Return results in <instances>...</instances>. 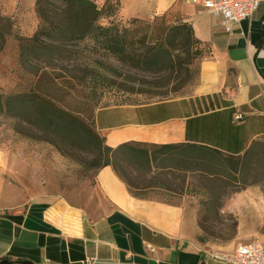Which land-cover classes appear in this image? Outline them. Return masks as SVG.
Here are the masks:
<instances>
[{"label":"crops","instance_id":"0c3cea01","mask_svg":"<svg viewBox=\"0 0 264 264\" xmlns=\"http://www.w3.org/2000/svg\"><path fill=\"white\" fill-rule=\"evenodd\" d=\"M101 8L108 0H92ZM118 17L150 16L188 24L207 50L192 95L145 105L100 109L95 127L113 151L124 145H196L243 156L264 138V2L232 34L219 19L187 0H112ZM236 112L244 121L232 122ZM152 153V150L150 151ZM161 157L98 171L90 197L54 193L20 198L0 182V262L11 264H231L235 253L194 240L187 205L154 195L135 178H213ZM124 178H129L128 180ZM132 178V179H130ZM175 195V193H173Z\"/></svg>","mask_w":264,"mask_h":264},{"label":"rangeland","instance_id":"374dc122","mask_svg":"<svg viewBox=\"0 0 264 264\" xmlns=\"http://www.w3.org/2000/svg\"><path fill=\"white\" fill-rule=\"evenodd\" d=\"M36 2L0 0V18L10 19L9 27L3 29L5 44H0V95L5 98L31 95L34 91L32 69L48 66L31 58V67H26L20 59L19 39L32 38L40 25ZM50 3L56 7L61 5L58 0ZM165 19L167 24H173L171 18ZM160 20L156 19L152 25ZM101 22L104 26L110 23L108 19ZM144 23L150 24L149 21ZM121 25L129 28L130 22ZM199 62H195L191 77L178 93L162 98L124 93L125 76L134 74L120 70L121 65L109 55L83 54L74 62L54 61L55 67L45 69L46 86L55 90L54 93L51 89L55 106L80 128V134L75 137L64 130L42 131L20 119L0 115V182L27 200L44 193L64 195L73 200L90 197L100 163L95 157L94 146L88 142L94 141L97 134L96 113L115 103L145 105L186 98L192 95L198 80ZM99 63L109 68L114 86H100L98 81L83 75L84 69H95ZM80 137L88 141L83 142ZM107 159L122 177L126 176L121 161L123 154L109 153ZM249 159L236 176L135 178V182L139 187H161L163 191L154 195L187 205L194 240L202 246L229 248L236 242L237 247L264 244V138L258 141ZM95 160V165H91Z\"/></svg>","mask_w":264,"mask_h":264},{"label":"trees","instance_id":"16d2710c","mask_svg":"<svg viewBox=\"0 0 264 264\" xmlns=\"http://www.w3.org/2000/svg\"><path fill=\"white\" fill-rule=\"evenodd\" d=\"M50 1L56 0H37L38 30L32 38L19 39L20 59L26 67H31L32 59L47 64L46 67H55L56 60L74 62L83 54L103 53L114 58L121 65L120 70L134 74L125 76L124 93L165 98L178 93L191 77L195 62L207 57L206 48L194 37L188 24H167L166 19L161 18L159 23L152 25L153 22L147 24L132 19L128 21L130 27L127 28L121 25L124 21L118 17L119 4L112 0L101 8L92 0H58L61 5L57 7ZM102 19H108L109 25L104 26ZM8 25L10 19L0 18L1 46L5 44L3 29ZM98 65L95 69H84L83 75L98 81L100 86H114L109 68L103 63ZM46 67L32 69L34 91L31 95L6 98L0 95V115L20 119L42 131L64 130L77 137L80 128L63 116L64 112L55 106L52 99L54 89L46 86ZM125 105L115 103L113 107ZM80 140L85 142L87 139L80 137ZM88 142L94 146L95 157L100 161L98 171L114 167L107 154L118 152L123 154L122 163L131 164L175 157L179 165L191 166V169L213 178L221 174L223 177L238 175L258 147V142H255L243 156L235 157L196 145H124L113 151L98 133L94 135V141ZM97 160L91 165H95Z\"/></svg>","mask_w":264,"mask_h":264},{"label":"built area","instance_id":"2783aa9c","mask_svg":"<svg viewBox=\"0 0 264 264\" xmlns=\"http://www.w3.org/2000/svg\"><path fill=\"white\" fill-rule=\"evenodd\" d=\"M190 4L202 7L213 17L219 19V26L228 34L240 28L245 21L251 20L264 0H187ZM156 16H150L154 22ZM244 121L241 112H236L232 122L238 125ZM216 259L231 264H264V244L254 243L239 246L232 255L217 256Z\"/></svg>","mask_w":264,"mask_h":264},{"label":"water","instance_id":"95a60500","mask_svg":"<svg viewBox=\"0 0 264 264\" xmlns=\"http://www.w3.org/2000/svg\"><path fill=\"white\" fill-rule=\"evenodd\" d=\"M0 264H11V263L9 261L5 260V261L0 262ZM19 264H31V263L23 262V263H19Z\"/></svg>","mask_w":264,"mask_h":264}]
</instances>
